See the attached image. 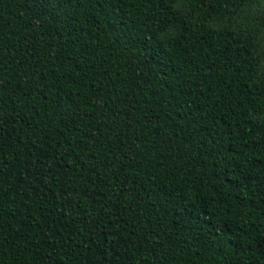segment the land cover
<instances>
[{
	"label": "trees",
	"instance_id": "1",
	"mask_svg": "<svg viewBox=\"0 0 264 264\" xmlns=\"http://www.w3.org/2000/svg\"><path fill=\"white\" fill-rule=\"evenodd\" d=\"M0 264H264V0H0Z\"/></svg>",
	"mask_w": 264,
	"mask_h": 264
}]
</instances>
